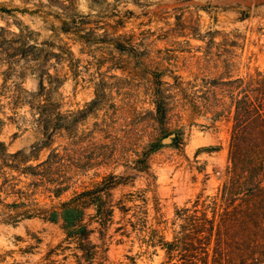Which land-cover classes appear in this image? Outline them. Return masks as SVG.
Listing matches in <instances>:
<instances>
[{
  "label": "rangeland",
  "instance_id": "374dc122",
  "mask_svg": "<svg viewBox=\"0 0 264 264\" xmlns=\"http://www.w3.org/2000/svg\"><path fill=\"white\" fill-rule=\"evenodd\" d=\"M74 2L78 15H89L87 29L117 20L108 9L102 12L103 5ZM116 9L130 12L122 27L96 30L97 40L85 44L52 31L60 27L54 15L61 12L47 0H0V142L12 154L42 140L36 112L11 101L14 86L32 94L39 89V61L24 57L28 44L50 43L60 56L42 68L50 76L43 86L60 82L52 98L63 119L75 124V136L62 131L38 157L59 154L61 171L55 173L65 191L55 198L43 188L30 189V199L49 210L103 186L110 174L118 183L104 195L109 217L95 219L94 207L85 211L83 250L66 240L60 223L32 218L12 225L0 214V264H166L162 243L178 231L176 210L216 197L224 182L234 100L243 97L250 79H264V0H137ZM117 37L125 39L127 51L100 43ZM59 47L70 54H60ZM96 92L100 100L89 108ZM157 100L165 104L163 119L156 115ZM167 133L179 136L178 147L161 142ZM158 140L160 147L144 155ZM139 160L147 166L142 172L136 170Z\"/></svg>",
  "mask_w": 264,
  "mask_h": 264
},
{
  "label": "trees",
  "instance_id": "16d2710c",
  "mask_svg": "<svg viewBox=\"0 0 264 264\" xmlns=\"http://www.w3.org/2000/svg\"><path fill=\"white\" fill-rule=\"evenodd\" d=\"M47 1L49 6L56 7L61 12L54 15L60 27L53 28V32L71 34L78 41L91 44L97 40L94 36L96 30H103L107 34V31L122 27L123 17L130 12L118 11L116 8L120 4L135 3L137 0H113V4L107 3L106 0H89L91 7L101 9L103 5L102 12L106 13L108 9L106 13L110 14L108 17L117 18L114 24L102 22L104 28L95 23L91 24L93 28L89 29L86 28L90 23L87 20L89 15H78L74 0ZM43 14L49 15L47 12ZM21 37L22 31L17 35L19 40ZM25 38L28 39L29 36ZM100 43L107 44L119 52L128 50V44L125 43V39L122 41V37ZM53 49L55 48L52 44L43 42L40 47L28 44L23 51L24 57L32 58L33 62L39 61L35 69L36 71L40 69L39 89L37 93L32 94L14 86L12 106L27 103L30 109L36 112V124L42 140L28 152L17 151L12 154L8 153L5 145L0 142V214L3 222L12 225L32 218H39L52 224L60 223L66 240L76 241L79 249L83 250L89 234L86 225L82 224L85 211L89 207H94L95 219L111 215V212H103L104 195L107 190L118 184L117 177L110 174L104 178L103 186L83 190L70 200L49 210L37 208V204L32 202L31 194L28 193L30 189L36 191L43 188L58 198L65 191L63 178L55 173L61 171L59 154L52 151L44 161H38V157L39 152L49 148L53 143V137L62 131L68 132L70 137L75 136L72 130L75 124L63 119L59 112V104L52 98V93L60 86V82L54 78L53 89H45L43 86V77L50 76L42 68L50 59L58 61L60 58L58 54L51 52ZM58 49L60 54H70L69 50L63 47ZM261 76L250 79L242 91L243 97L234 100L228 166L218 195L203 201L197 198L190 208L176 210L178 231L171 241L162 243L168 260L166 264L174 260L177 263L173 264H207L204 255L208 257L207 250L210 245L211 264H237L235 260H243L245 255L249 256V259L247 262L242 261L241 264L264 263V79ZM99 100V94L96 92L94 100L88 107L96 106ZM164 107L163 102L156 101L155 111L160 119L164 118ZM216 113L219 116L220 113ZM3 126L4 122L0 118V131ZM165 135L161 142L167 140L171 146H179L180 138L177 134ZM160 144V140L157 143L152 142L144 155L156 150ZM144 162L145 160L136 162L138 172L146 169ZM56 176V179L51 178ZM22 179H29L30 182L26 184ZM89 255L88 251L87 256Z\"/></svg>",
  "mask_w": 264,
  "mask_h": 264
}]
</instances>
